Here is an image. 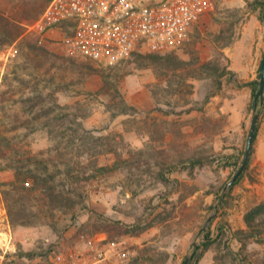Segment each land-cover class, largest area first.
I'll return each mask as SVG.
<instances>
[{"label":"rangeland","instance_id":"obj_1","mask_svg":"<svg viewBox=\"0 0 264 264\" xmlns=\"http://www.w3.org/2000/svg\"><path fill=\"white\" fill-rule=\"evenodd\" d=\"M24 1L35 12L24 34L7 42L0 33V204L17 248L0 264L41 263L97 236L128 239L136 251L131 264H184L195 243L190 264H264V191L246 186L261 181L254 146L250 171L230 194L226 219L236 235L222 231L217 206L243 159L252 87L240 150L215 151L209 136L179 133L183 115L203 111L207 96L240 88L227 74L217 91L215 79L231 70L230 50L251 17L264 26L261 8L249 7L253 0H215L183 37L105 66L67 52L69 28L32 29L52 0ZM22 2L0 0V18L17 16ZM198 158L205 165L193 168L189 161ZM19 166L31 170L22 182ZM50 180L60 200L45 185ZM211 215L216 242L205 248Z\"/></svg>","mask_w":264,"mask_h":264},{"label":"built area","instance_id":"obj_2","mask_svg":"<svg viewBox=\"0 0 264 264\" xmlns=\"http://www.w3.org/2000/svg\"><path fill=\"white\" fill-rule=\"evenodd\" d=\"M215 0H52L32 26L48 35L64 28L67 52L105 66L120 65L136 53L161 49L183 37L214 7ZM9 214L0 204V263L16 254ZM128 239L97 236L68 250L52 252L34 264H131Z\"/></svg>","mask_w":264,"mask_h":264},{"label":"crops","instance_id":"obj_3","mask_svg":"<svg viewBox=\"0 0 264 264\" xmlns=\"http://www.w3.org/2000/svg\"><path fill=\"white\" fill-rule=\"evenodd\" d=\"M250 25L252 27H245V32L230 50L231 69L239 80L245 82L258 80L264 55V26L256 15L251 17ZM251 96L252 90L244 87L232 88L228 95L223 93L212 97L203 111L194 110L183 115L187 122L179 133L195 131L198 137L209 136L215 151L223 150L225 146H235L240 150L245 143V120ZM205 120L211 125L210 128L203 127ZM253 157V164L261 171V181L246 186L261 193L264 191V115L260 117Z\"/></svg>","mask_w":264,"mask_h":264},{"label":"trees","instance_id":"obj_4","mask_svg":"<svg viewBox=\"0 0 264 264\" xmlns=\"http://www.w3.org/2000/svg\"><path fill=\"white\" fill-rule=\"evenodd\" d=\"M29 4H30V1H24L23 0L22 4L20 5L19 14H18L20 17L17 15V16H14L12 18V17H8L5 14V16H2L0 18V22L1 21L5 22V25L3 27L5 29L0 30V33L5 32V41H7V42L11 41L12 42V41L18 40L24 34L25 29L27 27V22H29L30 20L32 21L35 18V15H34L35 12H33V11L30 12L29 9H28V5ZM257 6H259L261 8L260 20L264 22V18H263V14H264V0H253L252 2L249 3V7H257ZM227 74L233 75V81H235L236 84L240 88L246 87V86H251L252 87L253 99H252V101L249 104V109L251 111H254V98H255V95H256L257 90L259 88L258 81L257 80H255V81H247V82L241 81V80H239L237 78L236 73L232 69L228 70L227 67H224L221 70V72L218 74V78L215 79L217 91H220L222 89V87H223L222 78H224ZM210 97H211V95L207 96L206 101H209ZM193 110H194V108H191V109H189L187 111L191 112ZM263 110H264V100L259 104V114L260 115L262 114ZM259 122H258V126H257V131H256V136H255L254 143H255L256 137H257ZM252 151H253V148H252ZM251 155H252V152H251ZM189 162L191 163L193 168H195L197 166L205 165V159L204 158H198V159L190 160ZM250 162H251V156L249 158L248 164H247L244 172L241 174V176L238 178V180L234 184L231 185V187L229 188V190H228V192L226 194H224L223 191L217 194V198H218L217 206L219 207V209H223L224 213H225V220H224L225 221V227L224 228L228 229V230H224V228H222V231L223 232L225 231L224 232L225 234H228L229 232L232 235H236L237 234L231 228L228 220L226 219V217H227L226 215L228 214L227 209L230 207V199H231V195L230 194L232 192V189L250 171ZM15 169L17 171V180H18V182H20V181L22 182L23 181V179L25 177L24 171H27V173L31 172V170H24L20 166L15 168ZM53 180L55 181L56 177H54ZM252 180L255 181L254 178H252ZM45 185L47 187L50 185L48 188H50L53 198L56 199V200H60V196H59L58 191H57L58 186H56V185L54 187L51 186V180H50L49 184H47V181H46ZM59 193H61V192H59ZM217 206H216V209H217ZM204 233H205L204 234V241H203L202 244H203V246L205 248H210L216 242V238H214V236L212 237V230H211L210 227H208L204 231ZM243 233H245V232L243 231ZM198 248L200 249V246H198ZM228 248H229L230 252L235 253V252H233V250L229 246H228ZM30 255L33 257L36 254H30ZM46 255H44V256H46Z\"/></svg>","mask_w":264,"mask_h":264},{"label":"water","instance_id":"obj_5","mask_svg":"<svg viewBox=\"0 0 264 264\" xmlns=\"http://www.w3.org/2000/svg\"><path fill=\"white\" fill-rule=\"evenodd\" d=\"M263 18H264V14H263ZM258 84H259V88H258L257 93H256L255 98H254V113H253V117H252L250 130H249L248 136H247V143H246V148L244 151L243 159L239 165L237 172L235 173L233 178L227 183V185L224 189V194L227 193V190L229 189V187L232 184H234L238 180V178L241 176V174L244 172V170L248 164L249 158L251 156V152H252V148H253L254 140H255V136H256L257 126H258V122L260 119L259 104L264 100V55H263V59H262L261 67H260V71H259ZM212 218H213V215H211L208 218V220L205 223L202 230L207 228V226L209 225ZM197 250H198V247L195 243V250H194L193 254L185 260L184 264H190L191 260L195 256Z\"/></svg>","mask_w":264,"mask_h":264}]
</instances>
